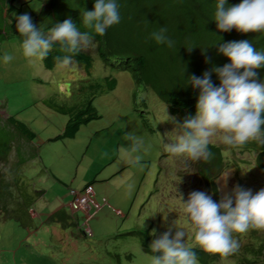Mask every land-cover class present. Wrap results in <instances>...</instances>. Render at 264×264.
<instances>
[{
  "label": "rangeland",
  "instance_id": "374dc122",
  "mask_svg": "<svg viewBox=\"0 0 264 264\" xmlns=\"http://www.w3.org/2000/svg\"><path fill=\"white\" fill-rule=\"evenodd\" d=\"M15 1L19 5L22 0ZM40 5L41 0H30L22 5L20 15L33 17ZM3 30L0 114L14 115L26 123L35 133L32 143L36 149L30 154L22 152L24 158L21 156L18 165L17 189H21L29 214L14 218L0 210V264H152L153 255H162L152 252V241L173 226L188 232L185 242L199 248L183 202L193 191L208 195L209 191L195 172L196 161L185 162L164 149L181 134L173 123V118L181 123L180 116L170 113L129 70L105 67L95 52L91 73L73 60L46 68L40 60L29 63L22 52L23 39L5 36ZM5 53L13 57L8 64L3 62ZM107 74L115 78V86L92 98L100 116L79 124L73 135L56 138L63 132L68 114L55 104H80L77 86L87 85L95 77L104 83ZM129 133L144 140L146 151L140 153V165L128 163L124 150L130 144ZM212 142L224 144L219 137ZM14 155L12 149L9 160L0 162L1 170L7 169ZM222 155L225 163L216 179L218 188L225 183L231 193L241 181L242 188L254 194L264 189V175L254 167L253 152L232 155L223 149ZM236 163L240 169L235 173ZM89 182L94 190L90 219L84 224L85 217L76 211L66 215L64 222L58 220L57 210L69 214L72 190L80 193ZM218 195L220 200L221 193Z\"/></svg>",
  "mask_w": 264,
  "mask_h": 264
},
{
  "label": "trees",
  "instance_id": "16d2710c",
  "mask_svg": "<svg viewBox=\"0 0 264 264\" xmlns=\"http://www.w3.org/2000/svg\"><path fill=\"white\" fill-rule=\"evenodd\" d=\"M29 1L22 0L19 6L15 0H0V24L1 28H4L5 36L17 35L23 39L16 30V17L20 15L22 5ZM116 2L119 5L121 22L109 28L104 36H95L92 43L75 56L73 61L85 72L91 73L95 52L105 67L129 70L137 83L144 84L167 105L170 113L180 116L181 123L186 117L197 115L196 105L200 90L192 87L189 77L192 75L202 77L205 71L211 70L214 66L223 67L231 63L228 57L219 53L220 43L247 40L258 51H264V34L241 33L235 28L230 32L218 29L214 20L217 0H116ZM95 3L96 0H41L40 9L32 20L38 28L45 24L48 30L71 17L79 31L87 32L89 30L83 26L80 10L94 11ZM240 3L242 0H228V6ZM13 12L15 14L12 16ZM160 27L168 29V37L175 42L173 48H168L166 44H157L150 38L151 33L158 31ZM189 46L195 48L189 52L187 50ZM65 55L67 53L60 50L59 43H55L42 62L46 68H52L58 59L62 60ZM206 58H210V63H205ZM256 71L259 81L264 82V68ZM103 77L104 83L99 81V77H95L91 78L87 85L77 86L79 96H82L80 104L72 106L55 104L57 109L68 114L63 132L56 135V138L73 135L79 124L100 116L92 104V98L116 84L113 76L107 74ZM211 79L216 86L220 85L215 72L212 73ZM34 136L35 133L26 123L14 115L0 114V162L9 160L11 150H15L11 164L6 170L0 169V210L4 216L13 215L14 218H19L29 212L26 200L20 197L21 189H17L21 178L18 174V165L23 157L22 152L30 154L36 149L32 143ZM209 148L213 154L212 159L207 162L196 161L195 172L217 203L219 195L216 178L224 168L223 149H227L232 155L236 151L249 154L253 152L254 167L264 175V145L251 142L243 147L233 148L212 142ZM239 159L246 162L243 158ZM234 169L235 173L240 169L237 163ZM238 185L242 188L241 181ZM55 213L57 219L63 222L65 216L70 215L64 209L62 211L59 209ZM234 238L239 241L240 249L236 254L223 260L219 255H211L193 247L200 264L221 262L264 264V231L250 230L247 234H234Z\"/></svg>",
  "mask_w": 264,
  "mask_h": 264
},
{
  "label": "clouds",
  "instance_id": "9594fccd",
  "mask_svg": "<svg viewBox=\"0 0 264 264\" xmlns=\"http://www.w3.org/2000/svg\"><path fill=\"white\" fill-rule=\"evenodd\" d=\"M80 11L83 26L89 30L83 33L71 17L48 30L45 24L38 28L27 13L16 17V30L23 37L22 52L29 63L43 61L53 45L59 43L60 50L67 55L62 60L58 59V62L68 65L92 43L95 36H104L109 28L121 22L116 0H96L94 11ZM214 20L222 32H230L235 28L241 33L264 34V0H242V3L232 6H228V0H217ZM167 32L166 27H160L151 33L150 38L157 44L173 48L175 42L168 37ZM194 48L189 46L187 50L191 52ZM218 51L228 57L231 63L223 67L214 66L205 71L202 77H189L192 87L200 90L197 115L186 117L183 123L173 118L181 134L175 143L164 145L166 152L183 157L185 162L210 161L213 154L209 145L214 137H219L222 143L233 148L251 142L264 145V82L259 81L256 71L264 68V51H258L247 40L220 43ZM12 59L7 53L3 56L5 64ZM205 63H210V58H206ZM213 72L220 80L219 86L211 79ZM156 126L153 125V128ZM126 139L130 141L124 150L129 157L128 163L140 165V153L146 151L143 138L129 133ZM230 174L226 173L227 176ZM220 182L217 181L218 184ZM217 191L221 193L218 203L205 192H191L187 202H183V211L191 223L195 246L205 253L219 255L223 260L240 249L241 245L234 234L243 235L250 230L264 231V189L254 194L251 189L237 185L229 193L223 183ZM76 211H81L85 217L82 210L70 208L69 214H75ZM173 227L152 241V252L162 253L152 256V264H199L197 253L185 242L188 232L174 227L173 236ZM84 228L89 233L87 227Z\"/></svg>",
  "mask_w": 264,
  "mask_h": 264
},
{
  "label": "built area",
  "instance_id": "2783aa9c",
  "mask_svg": "<svg viewBox=\"0 0 264 264\" xmlns=\"http://www.w3.org/2000/svg\"><path fill=\"white\" fill-rule=\"evenodd\" d=\"M73 198L70 201V208L72 210H82L85 216V222L91 217L89 213V208L91 206V202L94 200L93 188L91 185H87L82 192H76L72 190ZM87 232H90L89 228H86Z\"/></svg>",
  "mask_w": 264,
  "mask_h": 264
},
{
  "label": "crops",
  "instance_id": "0c3cea01",
  "mask_svg": "<svg viewBox=\"0 0 264 264\" xmlns=\"http://www.w3.org/2000/svg\"><path fill=\"white\" fill-rule=\"evenodd\" d=\"M66 205V204H65ZM69 206V205H68Z\"/></svg>",
  "mask_w": 264,
  "mask_h": 264
}]
</instances>
